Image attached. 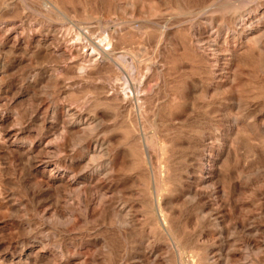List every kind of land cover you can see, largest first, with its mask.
<instances>
[{
  "label": "rangeland",
  "instance_id": "1",
  "mask_svg": "<svg viewBox=\"0 0 264 264\" xmlns=\"http://www.w3.org/2000/svg\"><path fill=\"white\" fill-rule=\"evenodd\" d=\"M0 49V264H264V0H0Z\"/></svg>",
  "mask_w": 264,
  "mask_h": 264
},
{
  "label": "bare ground",
  "instance_id": "2",
  "mask_svg": "<svg viewBox=\"0 0 264 264\" xmlns=\"http://www.w3.org/2000/svg\"><path fill=\"white\" fill-rule=\"evenodd\" d=\"M61 51V50H60ZM66 51V50H65ZM64 52V51H63ZM6 54H3V52L1 51L0 49V79L2 78V75L6 73V69L8 68L7 67V64H8V61H7V56H5ZM65 55V54H64ZM7 75V74H5ZM4 75V76H5ZM3 76V77H4ZM7 77V76H6ZM3 79V78H2ZM4 80V79H3ZM4 82V81H3ZM1 83V82H0ZM71 114V113H70ZM72 116L75 117V119H79V116L76 115V113H73ZM71 117V115H70ZM73 118V117H71ZM74 119V118H73ZM74 121V120H73ZM73 121H70L73 123Z\"/></svg>",
  "mask_w": 264,
  "mask_h": 264
}]
</instances>
